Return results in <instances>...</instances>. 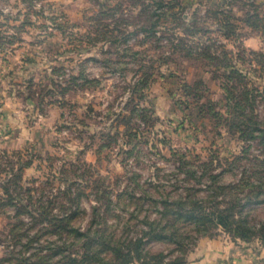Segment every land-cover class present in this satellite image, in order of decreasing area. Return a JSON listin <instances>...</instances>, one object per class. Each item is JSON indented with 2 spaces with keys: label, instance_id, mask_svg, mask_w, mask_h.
I'll list each match as a JSON object with an SVG mask.
<instances>
[{
  "label": "rangeland",
  "instance_id": "obj_1",
  "mask_svg": "<svg viewBox=\"0 0 264 264\" xmlns=\"http://www.w3.org/2000/svg\"><path fill=\"white\" fill-rule=\"evenodd\" d=\"M218 239L264 247V0H0V264Z\"/></svg>",
  "mask_w": 264,
  "mask_h": 264
},
{
  "label": "crops",
  "instance_id": "obj_2",
  "mask_svg": "<svg viewBox=\"0 0 264 264\" xmlns=\"http://www.w3.org/2000/svg\"><path fill=\"white\" fill-rule=\"evenodd\" d=\"M187 264H264V247L226 239L203 240L190 252Z\"/></svg>",
  "mask_w": 264,
  "mask_h": 264
},
{
  "label": "trees",
  "instance_id": "obj_3",
  "mask_svg": "<svg viewBox=\"0 0 264 264\" xmlns=\"http://www.w3.org/2000/svg\"><path fill=\"white\" fill-rule=\"evenodd\" d=\"M221 212H218V214H205L202 213L203 217H208V219H214V221L218 224L221 225L223 227H226L230 224L234 225L237 231H241L239 232L236 237L243 240L246 239V235L242 232L243 230H238L239 228V223H237L236 221L233 220V218H231L232 216H228L227 214H223ZM230 219V220H229ZM64 221H67L66 218L61 217L58 222L59 223H63ZM115 246V245H113ZM142 246L143 244H116V247L113 248V260H106L104 262V264H168L169 262H163L164 261V257L161 254H157L155 256H151L150 262L149 260H146V255L142 254ZM175 246L177 247L176 252H180L182 254V256L180 257V259L184 258V254L185 252H182V250H180V248H184L185 246H187V244H175Z\"/></svg>",
  "mask_w": 264,
  "mask_h": 264
}]
</instances>
